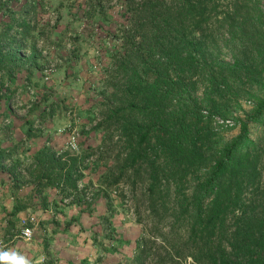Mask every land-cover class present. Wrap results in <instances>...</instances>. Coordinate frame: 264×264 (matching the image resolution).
<instances>
[{
	"label": "trees",
	"instance_id": "trees-1",
	"mask_svg": "<svg viewBox=\"0 0 264 264\" xmlns=\"http://www.w3.org/2000/svg\"><path fill=\"white\" fill-rule=\"evenodd\" d=\"M124 1L127 24L118 29L122 46L112 57L99 125L112 141L118 129L126 158L118 155L106 183L125 179L143 187L151 217L146 231L164 242L163 256L193 264H264V137L255 143L249 129L250 122L264 126V99L258 98L253 116L236 122L241 131L231 141L218 140L205 123L223 115L226 99L239 97L243 83L263 85V0ZM8 42L16 41L0 38V71L15 63L3 49ZM223 48L233 63L222 57ZM202 105L210 108L208 119ZM10 152L0 147V170L17 188L34 183L39 193L63 186L86 195L79 189L86 157L46 147L22 170L20 160L6 162ZM22 209L16 204L12 214ZM142 241L138 264H146L156 244ZM45 249V264H54L48 242ZM166 257L156 263L167 264Z\"/></svg>",
	"mask_w": 264,
	"mask_h": 264
},
{
	"label": "rangeland",
	"instance_id": "rangeland-1",
	"mask_svg": "<svg viewBox=\"0 0 264 264\" xmlns=\"http://www.w3.org/2000/svg\"><path fill=\"white\" fill-rule=\"evenodd\" d=\"M127 18L124 0H0V36L6 31L8 38L16 41L8 42L9 46L4 44L7 47L3 48L14 55L15 63L0 71V140L16 136V145L7 147L11 152L6 162L20 160V169L25 170L30 160L34 161L30 137L44 138L46 147L59 154L68 152L79 158L86 157L80 169L84 177L79 181V189H86V195L71 188L64 190L63 186L46 189L44 192L50 198L37 199L36 207L41 209H33L38 213L31 211L24 219L8 216L0 209V253L15 243H30L41 230L44 236L47 228L52 232L65 229L68 221L63 219V209L77 205L86 216L75 223V232L82 233L81 238L90 240L97 251L93 256L89 254L83 264H138L136 257L143 238L156 241L146 264H157L159 258L166 257L163 256L167 249L164 242L146 231L151 217L146 211L147 205L142 204L143 187L139 184L134 189L125 179L118 185L107 184L105 179L114 171L118 155L126 158L124 140L118 129H114L112 141L113 134L99 124L112 57L122 46L118 29L127 24ZM16 45L20 48L18 55L13 51L17 47L12 50ZM222 57L234 62L227 48H223ZM258 71L263 85L243 83L240 96L226 99L223 115H216L233 120L234 127L218 131L210 120H205L218 140L231 141L237 137L241 130L236 122L253 116L258 98L264 99V64ZM203 92L201 85L197 92L199 99L203 98ZM209 109L202 105V114ZM249 129L250 138L260 144L264 126L250 122ZM262 162L264 168V158ZM47 203L49 214L45 215L39 211ZM55 217L62 221H56ZM29 226L34 228L33 237L26 241L22 231ZM47 235L43 237L40 251L45 259L41 264L49 260L44 238L57 264L58 256L51 251L52 238ZM69 237L72 241L77 235L73 233ZM12 254L32 264L20 249ZM166 262L193 264L191 259L174 257L171 260L168 256Z\"/></svg>",
	"mask_w": 264,
	"mask_h": 264
},
{
	"label": "crops",
	"instance_id": "crops-1",
	"mask_svg": "<svg viewBox=\"0 0 264 264\" xmlns=\"http://www.w3.org/2000/svg\"><path fill=\"white\" fill-rule=\"evenodd\" d=\"M5 35L8 36V34L5 33L2 35V38L5 37ZM1 38V36H0ZM33 131V130H31ZM30 131V133H31ZM22 134L25 136L24 132L22 131ZM21 134V135H22ZM16 136H10V137H4L3 140H0V147L4 150H9L12 147V145H16L15 143ZM31 140V149L32 153L37 155L38 152L46 148V142L44 141V138H32ZM48 145V144H47ZM35 157V156H34ZM35 160V159H34ZM30 163H33L34 161L30 160ZM26 181H29L27 179ZM36 184L34 183H28L25 184L22 187H16L10 177V175L6 172H3L0 170V209L2 208V211L6 212L8 216H14L12 214L14 207L16 204H18L23 209L19 211L15 216H18L20 219H24L28 214L32 213L31 211H36L37 209H41L39 206L36 207V200L39 198H44L48 200L50 198V195L47 192H44L46 189L50 188H43L41 189V193L37 192ZM19 195V196H18ZM32 203H35V205L32 207ZM48 206L49 203L46 204V207L42 209L45 215L49 214L48 212ZM36 209V210H33ZM79 210V211H78ZM62 215L66 219V221H74L68 229H61L58 232H52L50 229H46L44 231L47 237H51V251L56 252V255L58 256L57 264H83L84 261L88 258V255L90 254L93 256L97 251L95 249V246H93L90 242V240L85 241L81 238L82 233H79V231L75 232L76 228L75 223L78 224L81 219H84L86 216L85 212H82L81 209L77 205H70L69 207H66L63 209ZM89 216H92V214H89ZM34 218V217H33ZM56 221H62V219H58L57 217ZM32 219V217L30 218ZM79 220V221H78ZM9 223V221H7ZM66 222V223H68ZM6 224V222H5ZM4 224V225H5ZM53 226V224H51ZM50 225V226H51ZM62 232V233H60ZM75 233L77 235V238L73 239L72 241L69 240V236ZM79 234V235H78ZM43 231L36 232L34 234V238L30 243H15V246L10 247L7 249L6 252L8 253H14L15 251L18 252L19 249L24 253V257L28 256L30 261H32V264H41L45 259L44 256L41 254L42 246H43ZM47 238H44L45 242ZM49 244V242H48ZM96 251V252H95ZM31 264V263H30Z\"/></svg>",
	"mask_w": 264,
	"mask_h": 264
},
{
	"label": "built area",
	"instance_id": "built-area-1",
	"mask_svg": "<svg viewBox=\"0 0 264 264\" xmlns=\"http://www.w3.org/2000/svg\"><path fill=\"white\" fill-rule=\"evenodd\" d=\"M203 114L206 117V119H208V117L210 115L209 111H204ZM209 119L213 123L214 127L216 128V130H218V131H224V130H226L228 128H232V127H234L236 125L233 120L224 119V118H221V117L216 116V115L215 116H211ZM31 220H34V219H31ZM26 229L30 230V231L26 232L25 231ZM33 231H34V228H32V226L31 227L30 226L26 227L22 231V238L24 240H26V241L31 240L32 237H33Z\"/></svg>",
	"mask_w": 264,
	"mask_h": 264
},
{
	"label": "clouds",
	"instance_id": "clouds-1",
	"mask_svg": "<svg viewBox=\"0 0 264 264\" xmlns=\"http://www.w3.org/2000/svg\"><path fill=\"white\" fill-rule=\"evenodd\" d=\"M25 231L30 230L26 229ZM0 264H27V262L16 254L4 252L0 253Z\"/></svg>",
	"mask_w": 264,
	"mask_h": 264
}]
</instances>
